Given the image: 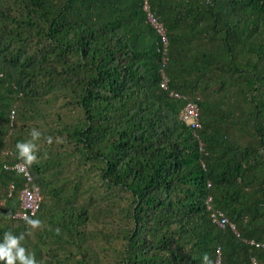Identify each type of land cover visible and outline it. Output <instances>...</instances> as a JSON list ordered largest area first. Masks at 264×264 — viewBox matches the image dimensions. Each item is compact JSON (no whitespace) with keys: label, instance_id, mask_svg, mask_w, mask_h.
I'll list each match as a JSON object with an SVG mask.
<instances>
[{"label":"trees","instance_id":"obj_1","mask_svg":"<svg viewBox=\"0 0 264 264\" xmlns=\"http://www.w3.org/2000/svg\"><path fill=\"white\" fill-rule=\"evenodd\" d=\"M5 232L37 264H264V0H0Z\"/></svg>","mask_w":264,"mask_h":264},{"label":"clouds","instance_id":"obj_2","mask_svg":"<svg viewBox=\"0 0 264 264\" xmlns=\"http://www.w3.org/2000/svg\"><path fill=\"white\" fill-rule=\"evenodd\" d=\"M31 139L24 142H17L16 149L18 150V156L21 157L26 165L32 164L37 159L34 149L37 148V144L34 143L40 136V131L32 129L30 133ZM49 137V141H50ZM23 168L17 169V171H23ZM26 222L33 227L37 226L40 221L36 219L26 218ZM24 239L23 233L19 236L12 234L11 232L4 233L3 242H0V261L3 264H37L32 253L25 254V248L19 242ZM207 255L205 259L207 260ZM208 264H211L209 261Z\"/></svg>","mask_w":264,"mask_h":264},{"label":"built area","instance_id":"obj_3","mask_svg":"<svg viewBox=\"0 0 264 264\" xmlns=\"http://www.w3.org/2000/svg\"><path fill=\"white\" fill-rule=\"evenodd\" d=\"M145 9L148 11V19L150 22L163 34V42L164 45L167 44V38L165 36V29L161 21L157 18V16L152 13L149 9L147 1L144 3ZM163 79L161 81V86L163 88H168V78L164 71H162ZM171 95L174 96H181L182 94L175 91L171 90L170 91ZM180 117L182 119L189 120L192 125L195 127H199L201 125L200 120H199V107L196 101L190 99L187 101L185 106L182 108L180 111ZM21 168L26 169V166L24 164L19 163L18 164ZM26 174L28 178H31V175L29 172L26 170ZM42 195L39 191V188L37 186H30L27 185L22 191H21V199H22V204L23 206L29 208L32 212H34L38 205L39 202L41 201ZM212 217L215 222H217L221 226H225L226 223L228 222L227 216H225L221 211H216L212 212ZM256 263V262H255Z\"/></svg>","mask_w":264,"mask_h":264}]
</instances>
